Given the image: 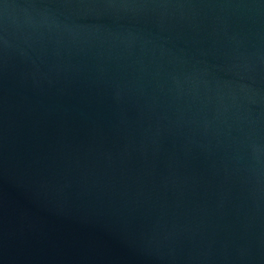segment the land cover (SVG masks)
<instances>
[{
  "label": "water",
  "instance_id": "obj_1",
  "mask_svg": "<svg viewBox=\"0 0 264 264\" xmlns=\"http://www.w3.org/2000/svg\"><path fill=\"white\" fill-rule=\"evenodd\" d=\"M0 264H264V0H0Z\"/></svg>",
  "mask_w": 264,
  "mask_h": 264
}]
</instances>
